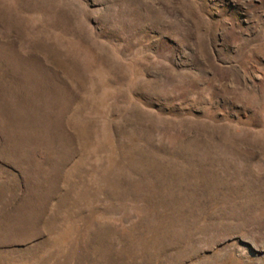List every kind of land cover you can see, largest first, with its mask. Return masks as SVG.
<instances>
[{"label":"rangeland","instance_id":"obj_1","mask_svg":"<svg viewBox=\"0 0 264 264\" xmlns=\"http://www.w3.org/2000/svg\"><path fill=\"white\" fill-rule=\"evenodd\" d=\"M0 264H264V0H0Z\"/></svg>","mask_w":264,"mask_h":264}]
</instances>
